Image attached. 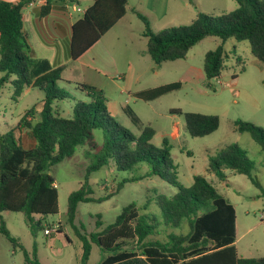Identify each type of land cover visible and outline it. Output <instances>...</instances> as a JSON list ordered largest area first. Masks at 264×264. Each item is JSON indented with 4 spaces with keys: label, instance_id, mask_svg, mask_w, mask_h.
Returning <instances> with one entry per match:
<instances>
[{
    "label": "trees",
    "instance_id": "1",
    "mask_svg": "<svg viewBox=\"0 0 264 264\" xmlns=\"http://www.w3.org/2000/svg\"><path fill=\"white\" fill-rule=\"evenodd\" d=\"M32 1L11 3L0 0V88L10 82L16 96H21L30 87L44 92L40 100L41 110L37 112L36 108H30L16 126L19 131L23 128L30 131L33 147L25 148L13 131L0 133V234L23 252L25 264H41L37 247H33L30 255L19 239L12 236L2 214H25L32 235L43 230L42 220L59 213V194L54 187L56 182L50 174L51 168L71 158L82 146L88 148L91 162L84 182L68 197L66 213L73 226L79 204L108 201L119 193L124 183L158 177L177 191L172 195L149 198V202L156 201L161 210L160 217L142 213L133 202L122 209L112 224L101 230V215L96 216L97 231L88 233L83 227L76 228L82 246L81 264H88L94 246L108 253L100 264H121L139 256L145 257L149 264H264V258L239 256L235 245V207L205 176H195L191 187L177 182L176 166L167 139L160 147L154 145L152 139L156 132L150 126L139 135L134 134L110 112L102 90L87 83L66 80L61 67L53 68L48 60L33 57L23 20ZM235 1L238 7L231 12L220 15L199 12L190 24L169 27L156 34L147 17L135 11L145 24L143 36L147 38V52L152 61L160 65L185 59L195 45L208 37H218L223 43L230 39L249 42L252 54L264 65V0ZM65 2L47 0L41 7V18L53 10L60 12L55 7ZM92 2L70 25L66 15L59 21H52L54 33L69 25L72 61L100 41L127 12V0ZM62 10L66 14L65 9ZM42 39L46 45L50 43L48 33L44 32ZM223 60V45L207 52L204 71L208 80L220 77ZM60 81L74 84L88 98L75 101L69 117L62 116L57 109L59 103L73 101L70 92L58 87ZM262 84L264 86V78ZM181 87L180 82H175L137 92L135 96L153 101ZM171 113L183 114L178 109ZM184 117L191 137L208 136L220 124L216 115L188 112ZM235 128L240 133H250L264 152V129L242 120L235 122ZM96 131L101 133L100 143L96 140ZM111 163L117 171H128L132 176L123 179L114 192L95 198L89 177ZM253 167L247 152L238 144H232L211 161L208 171L222 181L226 177L225 169L246 175L264 197V188L252 176ZM185 223L189 227L187 233H169L165 240L157 238L162 230L180 228ZM60 233L61 225L57 234Z\"/></svg>",
    "mask_w": 264,
    "mask_h": 264
},
{
    "label": "rangeland",
    "instance_id": "2",
    "mask_svg": "<svg viewBox=\"0 0 264 264\" xmlns=\"http://www.w3.org/2000/svg\"><path fill=\"white\" fill-rule=\"evenodd\" d=\"M169 1L171 5L178 2L188 3V0ZM136 3L139 5L138 12L147 17L155 34L169 27L188 25L197 18L199 12L220 15L238 7L235 0H190L189 10L181 11L177 20L171 21L172 18L169 17L171 19L160 21L157 17L167 11V0H129L130 6ZM75 4L84 10L88 2L80 0ZM31 10L32 8L28 11ZM70 12L73 13L74 20L82 15L80 12H72L71 9ZM25 28L30 34L36 57H47L57 50L63 55L61 46L51 49L45 47L40 39L35 37L31 23L27 22ZM144 31V22L129 10L124 21L105 34L86 55L85 59L96 69L90 65H81V72L74 76V81L87 83L102 90L113 115L134 134L139 135L145 127L150 126L156 132L152 139L154 145L160 147L163 140L167 139L176 166L177 182L184 187H191L195 176H205L235 207V245L239 256L264 258V197L261 196V191L246 175L225 169L226 177L222 181L215 173L208 171L211 161L223 149L238 144L254 164L252 176L256 177L264 188V152L250 133H240L235 128V122L242 120L264 129L263 63L252 54L247 41L230 39L223 43L218 37H208L195 45L185 59L156 65L147 52ZM220 45L224 48L220 77L208 80L204 71L205 55ZM125 75L127 79H122ZM175 82H180L182 87L153 101H145L135 96L137 92ZM58 87L70 92L73 98V101L57 105L62 116H70L75 101L88 100L74 84L60 81ZM43 97L44 92L33 87L27 88L21 96L14 95V87L10 82L1 87L0 133L13 131L25 148L33 147L30 131L25 128L19 131L16 126L30 108H36L37 112L41 110L40 100ZM176 109L181 110L183 114L171 113ZM188 112L218 116V129L208 136L191 137L186 130L184 117ZM95 134L97 142L100 143L101 133L96 131ZM87 150L85 146L79 147L71 158L53 166L50 171L57 183L59 213L47 216L42 223L44 229L62 223L65 235L55 234L47 237L44 229L37 235H32L25 214H2L12 236L19 239L30 255L33 247H37L41 264H80L81 242L76 236V228L83 227V231L88 233L97 231L96 216L101 215V230L112 224L122 209L133 202L142 209V213L160 217L161 210L156 201L149 202V198L160 194L172 195L177 191L158 177L124 183L119 193L108 201L79 204L73 226L66 213L68 197L84 182L87 167L91 162ZM131 176V172L117 171L111 163L90 175L92 196L99 198L114 192L123 179ZM188 231L189 227L185 223L180 228L162 230L157 238L165 240L169 233L185 234ZM54 237L59 238L58 241H53ZM107 255L108 253L94 248L90 264H100ZM0 264H24L23 252L18 247L14 248L2 234ZM134 264L147 263L138 260Z\"/></svg>",
    "mask_w": 264,
    "mask_h": 264
},
{
    "label": "crops",
    "instance_id": "3",
    "mask_svg": "<svg viewBox=\"0 0 264 264\" xmlns=\"http://www.w3.org/2000/svg\"><path fill=\"white\" fill-rule=\"evenodd\" d=\"M4 1L11 2V3H17L19 0H4ZM46 1L47 0H34V1H32L34 3L33 6L28 5V9L26 11L27 13L25 12L24 18H23L24 26L26 25L27 22L31 23L34 26L33 30H34L35 34L34 33L33 34L35 35V37L40 39L41 43L45 47H47L48 49H51V48H53L55 46L56 47L57 46H61L63 48V55L59 54V51L57 50L56 52H53L52 54H50L47 57H36L35 53L33 51V47L31 45V47H32V55L36 59H46V60H48L53 68L61 67L63 69V77L66 80L77 82V81H74L75 80L74 76L81 72L80 71L81 70V65H88V66L90 65L89 61H87L85 59V57L90 52V50L98 42L94 46H92L86 53H84L79 59H77L76 61H72L70 56H69V38H70L69 25L72 24L75 20L73 19V13L70 12V9H71L72 6H76L75 2L78 3V1H80V0H66V2L63 3L62 5L61 4H57L55 8L57 10H59L60 12L55 13L54 10H53V11H51V13L47 17L41 18V12H40L41 11V7L46 4ZM83 1H87L88 5L86 6V8L84 10H82V13H81L82 15L85 12V10L89 6H91L92 3H93L92 0H83ZM138 1L140 2V0H138ZM167 1L169 2L168 5H167V11H165L160 17H157V19L160 20V21H165L169 17L172 18V19L169 18V19H171V21H175V20H177V17L180 16L181 11L189 10V8H188L189 6L188 5H190V3H189L190 0H188V3L184 2V4H181V3L178 2L177 4H173V5H171L169 0H167ZM127 2L128 3H127V7H126V11H127L126 15L116 25H118L119 23L124 21V19L128 15L129 10H131V12L134 15H136L135 11L139 10V5H137V3L134 6H130L129 0H127ZM165 3H166V1H165ZM61 7L63 9H65L64 11H66V14L63 12ZM30 8H32V10L28 11ZM65 15L67 16V19L69 21V25H67L66 29L58 28L57 32L54 33L53 26H52V21L54 19L59 21V20H61L62 17L65 18ZM25 30H26V28H25ZM65 31H66V33H65ZM26 32H27V30H26ZM44 32L48 33V36L50 37V39H49L50 43L48 45H46L44 43L43 39H42V34ZM60 34H61V36L63 35L62 38L59 37ZM29 37H30V34H29ZM30 44H31V42H30ZM90 66H92L94 69H96L95 66H93V65H90ZM97 71H99V70H97ZM99 72H102V71H99ZM124 78L127 79V76L125 75V77H122V79H124ZM108 106H109V104H108ZM123 109L125 111V106L123 107ZM109 110H110V107H109ZM110 112H111V110H110ZM55 184L57 185V183H55ZM57 224L61 225V227H62V233H60V234H64L65 235L66 233L64 231V226L62 225V223H57ZM52 236H50V237H52ZM58 239L59 238L54 237L53 241H58ZM67 240H69V238ZM94 248H98V247L94 246L93 249H92V253H93ZM92 253H91V256H92ZM81 256H82V246H81ZM91 256L89 258L88 264H90ZM138 260L145 261L147 264H149L146 261L145 257H143V256H139V257H137L136 259H134L132 261H127V262H124V263H121V264H134ZM24 264H25V262H24ZM80 264H81V259H80Z\"/></svg>",
    "mask_w": 264,
    "mask_h": 264
},
{
    "label": "built area",
    "instance_id": "4",
    "mask_svg": "<svg viewBox=\"0 0 264 264\" xmlns=\"http://www.w3.org/2000/svg\"><path fill=\"white\" fill-rule=\"evenodd\" d=\"M29 5H30V6H33L34 3H33V2H30ZM71 10H72V12H80V13H82V10H81L79 7H77V6H72V7H71ZM54 187L56 188L57 185L54 184ZM58 228H59V224H55V225H53L52 228H49V227H48V228H45V230H44V234H45V236L50 237V236H52V235L57 234V232H58Z\"/></svg>",
    "mask_w": 264,
    "mask_h": 264
}]
</instances>
